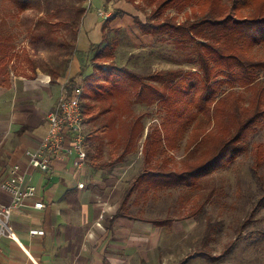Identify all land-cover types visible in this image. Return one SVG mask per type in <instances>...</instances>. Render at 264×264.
<instances>
[{
  "label": "trees",
  "instance_id": "16d2710c",
  "mask_svg": "<svg viewBox=\"0 0 264 264\" xmlns=\"http://www.w3.org/2000/svg\"><path fill=\"white\" fill-rule=\"evenodd\" d=\"M125 1L135 8L126 14L132 17L140 34L150 36L154 47L160 43L167 51H174L173 58L177 57L180 63L173 68L160 69L144 64L146 72L119 67L115 70L118 80L112 82L110 73L105 74V71L102 82L92 84L88 92H82V100L85 97L86 101L81 102V111L83 116L85 112H94L88 121L110 112L111 105L103 106V100L110 98L125 83L134 91L136 102L149 106L157 104L163 110L162 121L154 123L143 134L141 154L146 168L127 185L116 212L118 216L143 219L145 217L130 213L129 206L126 207L136 184L145 182L153 189L182 187L198 191L209 175L231 167L240 154L249 150L248 134L261 120L264 121V0ZM171 8L178 13L171 14ZM139 11L144 18L139 16ZM106 21L102 26L103 42L92 44L85 57L94 63V69L99 68V61L119 60L117 40L114 35H109L112 30L108 33ZM5 39L0 37V76L4 79L12 60L9 49L13 46ZM151 52L149 50L148 54ZM70 58L65 59L66 64ZM182 63L192 65L185 67ZM32 68L36 69L35 63ZM42 71L51 81L62 73L49 64ZM84 73L85 64H82L79 75L67 83L68 94L78 78L95 76L93 71L83 76ZM109 82L111 84L107 85ZM137 125L144 127L141 120L135 118L127 138L121 139L120 135L111 138L117 141L115 144L122 145V150L108 162L101 161L100 147L104 142L100 140L91 156L92 166L101 168L122 162L129 152L131 140L138 136ZM107 126L102 124L100 132L106 134ZM183 142V156L169 169L168 165L175 161L174 149L180 148ZM258 146L260 144L254 149L250 171L257 180L260 194L245 219L236 222L233 228L236 234L251 223L259 207H264V176L261 173L264 157ZM203 212L201 204L194 210V214ZM204 218L206 224L194 254L207 263H214L230 253L234 242L229 240L221 253L215 255L210 242L221 221L206 215ZM149 220L162 226L170 224L173 219L166 215Z\"/></svg>",
  "mask_w": 264,
  "mask_h": 264
},
{
  "label": "crops",
  "instance_id": "0c3cea01",
  "mask_svg": "<svg viewBox=\"0 0 264 264\" xmlns=\"http://www.w3.org/2000/svg\"><path fill=\"white\" fill-rule=\"evenodd\" d=\"M88 3L70 61L54 81L38 66L32 68V76L19 73L12 65L14 59L8 63L6 78L0 76V181L12 165L26 167L27 151L38 149L47 132V113L66 93L68 81L79 75L81 65L85 64L83 76L94 70V63L85 57L92 44L103 42L104 22L110 21L116 29L132 21L128 14L112 17L115 13L105 0ZM118 61L126 63L127 58L121 56ZM101 119L86 120L84 126L110 124L111 118ZM96 134L85 138L89 153L81 167L74 165L72 154L52 161L47 172L27 169V182L35 186V194L12 212L15 238H0V264H31V259L38 264H220L207 263L194 254L177 261L175 250L170 252L174 247L179 251V245L173 243L180 228L174 219L161 226L149 218L116 215L127 185L118 181L117 163L92 166L94 147L108 136ZM80 182L83 187H78ZM9 201V195L0 189V207ZM35 201L45 206L34 208Z\"/></svg>",
  "mask_w": 264,
  "mask_h": 264
},
{
  "label": "rangeland",
  "instance_id": "374dc122",
  "mask_svg": "<svg viewBox=\"0 0 264 264\" xmlns=\"http://www.w3.org/2000/svg\"><path fill=\"white\" fill-rule=\"evenodd\" d=\"M88 2L91 3V0H0V37H6L5 42L13 45L9 49L12 53L11 58L14 59L13 67L17 68L19 73L30 76H32V63H35L39 70H42L46 64L63 70L66 67L65 59L72 55L76 29L81 23L84 11L88 9ZM107 3L111 5L112 11H118L115 15L111 14L112 17H122L128 14L126 12L132 13V9H135L125 0H111ZM169 12L178 13L174 8H171ZM138 13L141 18H144L141 11ZM107 30L108 33L112 30L109 35L116 37L118 57L127 58V62L99 61V68L93 70L95 73L93 78L77 79L76 85L81 87L83 93L89 91L90 85L102 82L105 71V74L110 73L109 79L112 82L118 80L115 70L119 67L146 72L144 64L152 69H160L173 68L180 63L177 57L174 59L175 52L167 51L163 44L158 43L154 47V40L150 36L140 34L133 20L128 26L116 29L108 24ZM149 50L152 51L150 54H148ZM182 65L191 67L192 64L182 63ZM122 77L121 74L120 78ZM126 84L121 85V89H116L110 98L103 100L102 105L110 104L112 110L106 116L101 115L103 119H98H101L100 121L106 119V122L113 116L106 129L107 140L100 147L101 161L106 162L112 160L122 150V145L115 144L117 141L111 138L114 139L117 135H120L121 139L127 138L135 118L144 124L143 128L137 125L138 136L131 140L129 152L123 161L116 165L118 181L128 185L140 171L146 168L141 154L143 134L148 128L150 130L154 123L158 124L162 121L163 110L157 104L149 106L136 102L134 91L125 86ZM85 101L84 97L82 102ZM88 112V114L84 113L85 121L94 113ZM121 117H124V121ZM101 128L96 123L90 124L88 128L85 127V138L92 133L100 135ZM134 129L135 127L133 131ZM93 137L96 136L93 135ZM247 141L249 150L240 154L231 167L209 175L198 191H194V188L188 190L182 187L153 189L145 182L136 184L134 187L126 205V207L129 206L130 213L150 219L164 218L168 215L177 221L180 228L174 235L173 243L179 245V251L175 247L170 249V252L175 250L174 257H177V261L186 254H194L199 247L206 224L204 215H206L221 221L210 242L215 255L221 253L229 240L234 242L230 253L218 259V263L264 264V207L256 210L251 223L240 229L239 234L233 230L237 221L245 219L260 194L257 180L251 174L250 165L256 145L260 144L258 147L264 157L263 120L254 131L248 134ZM183 154L184 142L180 148L174 149L175 161L168 165L169 169L174 167ZM261 173L264 176V164ZM145 189L146 192H144ZM200 204L203 205L204 212L194 214V210Z\"/></svg>",
  "mask_w": 264,
  "mask_h": 264
},
{
  "label": "built area",
  "instance_id": "2783aa9c",
  "mask_svg": "<svg viewBox=\"0 0 264 264\" xmlns=\"http://www.w3.org/2000/svg\"><path fill=\"white\" fill-rule=\"evenodd\" d=\"M81 102L82 89L79 85H76L69 94L67 91L63 93L57 104L47 113L48 128L39 148L27 151L26 167L23 168L19 164L12 165L8 176L0 181V189L10 197V201L0 207V238H15L11 224L12 212L26 205L35 194V186L27 182L28 168L47 172L52 161L72 154L76 167H81L85 163L88 144L84 135L85 124ZM78 187H83V183H78ZM32 206L42 208L45 205L41 201H35ZM31 260V264H38Z\"/></svg>",
  "mask_w": 264,
  "mask_h": 264
}]
</instances>
